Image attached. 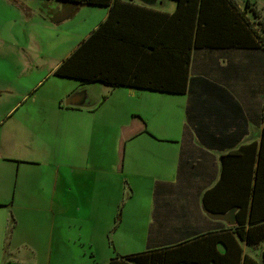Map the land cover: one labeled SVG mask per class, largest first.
<instances>
[{"label":"crops","instance_id":"crops-1","mask_svg":"<svg viewBox=\"0 0 264 264\" xmlns=\"http://www.w3.org/2000/svg\"><path fill=\"white\" fill-rule=\"evenodd\" d=\"M3 1L12 5L16 0ZM124 1L147 8L136 13L137 23L146 26L158 21L152 16V10L173 13L178 7L177 0ZM24 2L29 9L27 15L32 16L26 47L17 45L19 37L15 35L10 37L13 41L10 38L7 41L8 45L15 46L11 51L15 54V65L21 70L5 73L13 70L8 68L0 78V100L4 98L5 103H10L14 97L32 98L29 116H14L0 124V264H77L75 260L79 255L75 257L70 251L75 250L78 243L75 234H83L78 227L80 219L89 218L83 208L97 200L91 201L86 190L80 194L76 190V180L81 182L87 176L96 179L97 171L119 166L120 159L113 163L109 158L111 166L103 164L102 160L98 163L100 151H94L89 137H85L89 133L85 132L87 128L90 130V125L96 122L94 115L89 114L97 108L87 87L92 83L83 84L55 71L108 17L110 8L81 5L74 10L72 4L58 0ZM125 19L133 20V16L127 15ZM138 40L145 42L146 38L141 35ZM175 64L156 63L147 68L151 74L170 75L175 71ZM180 71L184 72L182 68ZM20 78L22 82L18 84L15 80ZM187 81L184 93L93 82L111 88L123 86L162 94L155 98L148 95L162 107L155 109L153 120L145 114L142 122L127 123L125 129L129 127L131 131L123 135V140L128 142L149 130L156 137L147 133L148 139L144 141L150 146L153 141L156 146L139 150L124 145L121 166L125 168L127 156L135 161L139 151L154 152L155 155L146 153L152 156L153 163L157 155L154 172L143 174L137 170L132 182H125L131 187L130 198L133 199L138 196L136 186L142 183L137 180L148 179L153 189L152 218L163 227L149 233L157 235L158 240L153 245L116 255L159 250L167 260L174 259V264H244L241 257L249 255L256 264H263L264 243L252 245L240 240L241 256L235 245L192 242L190 239L209 231L220 232L224 224H228L208 216L204 210V196L221 182L224 155L242 151L243 146L261 140L264 51L237 47L194 49ZM15 106L11 104L5 114ZM34 107L43 109L36 114L32 112ZM17 122L20 126L16 128ZM100 178L106 188L105 174ZM113 181L119 196L122 182L115 178ZM122 193L124 196L126 191ZM99 201L105 202V199L99 197ZM108 204L110 207L113 204L112 197ZM182 219L197 221L187 224L179 221ZM81 259L83 264H92L88 257Z\"/></svg>","mask_w":264,"mask_h":264},{"label":"trees","instance_id":"trees-1","mask_svg":"<svg viewBox=\"0 0 264 264\" xmlns=\"http://www.w3.org/2000/svg\"><path fill=\"white\" fill-rule=\"evenodd\" d=\"M58 1L72 4L74 10L81 5L110 8L108 17L55 71L83 84L101 82L113 87L127 85L184 93L194 49L237 47L264 51V19L259 20L262 8L252 0H246L244 8L238 0H177L178 7L173 13L152 10V16L158 19L153 26L137 23L136 13L147 8L133 2ZM127 15L133 16V20H126ZM141 35L145 36V42L138 40ZM156 63L162 66L176 63L175 71L170 75L151 74L147 66ZM223 167L220 184L204 196V208L227 212L236 206L237 223L224 224L220 232L209 231L190 240L232 244L239 248L242 256L240 240L252 245L264 243V130L259 142L224 155ZM241 258L244 264H256L249 255ZM173 260H167L159 250H148L116 255L110 264H174ZM262 262L264 264V250Z\"/></svg>","mask_w":264,"mask_h":264},{"label":"rangeland","instance_id":"rangeland-1","mask_svg":"<svg viewBox=\"0 0 264 264\" xmlns=\"http://www.w3.org/2000/svg\"><path fill=\"white\" fill-rule=\"evenodd\" d=\"M24 1L25 0H16L10 5L0 0V73L2 74H0V78L3 77V73L5 70H8V68H12L13 70L6 71L5 73H17L21 70L18 64L15 65V54L11 51L15 49V46H13L12 43L8 45L7 41L11 36L15 35L19 37V43H17V45L26 47L27 37L31 34L28 28L31 22L29 18L32 16L27 15L29 9L25 7L27 3ZM238 1L241 2L243 8L246 6V0ZM252 1H259V5H264V0ZM22 5H24V7H22ZM92 8L98 10L103 9L102 7ZM259 8H262L259 20H263L264 7ZM36 18L41 20L40 16H36ZM254 18L255 17H252V19ZM39 26H37L35 31H37ZM35 34L37 35V32ZM34 47H37V45L34 44ZM1 53H4V56ZM10 62H12V65ZM21 80L22 78L16 79L15 81L19 84ZM87 87L91 95L95 98V107L97 108L94 112L89 113L94 115L96 122L94 125L93 123L90 125V130L87 128L85 132L89 133L85 134V137H89L90 147L94 151H100L98 152V163L102 160L103 164L106 163V165L111 166L109 165V158L113 159V163L115 159L119 158L120 165L117 167L112 166L107 171H97L96 179L87 176L86 180L89 179L88 186L86 185V180L82 179L81 182L76 180V190L80 194L86 190V196L90 197L91 201L93 198H96L97 202L95 204L92 202L87 208H83V213L88 212L89 218L80 219L78 227L83 234H75L78 243L76 244L75 250L70 252L73 253L75 257L79 255V259L77 258L75 260L77 264H83L81 259L83 257L90 258L92 264H108L109 259L113 255L134 252L131 250L132 248L139 249L136 251H141L146 249L147 246L153 245L158 238L157 235H149V233H153L157 228L163 227V224H158L159 221L152 218L153 189L150 188L148 179L137 180L142 181V183L136 186L135 191L138 196L133 199L130 198L131 187L127 186V184H130V181L132 182L135 171H141L143 174L154 172L155 164L158 161L157 155L153 163L152 156L146 153L155 155L154 152L150 150L139 151L140 154L135 156V161H130V158L127 156L125 168L123 169L121 166L122 147L124 145H127L128 148H137L139 150L156 146L153 141H151L153 146L146 144L144 141L146 138L148 139L147 133L155 136L149 130H147V133H143L128 142L123 140V135L131 131L129 127L128 130L125 129L127 123L133 120L142 122L141 119H145V114L149 117L151 116L150 120H153L152 114L156 112L155 109H162V107L159 101L151 99L148 95L154 96L155 98L159 95L162 96V94L152 91L146 92L143 90L129 89L123 86L111 88L100 83H92L87 85ZM31 99L32 98L28 99L27 96L23 98L14 97V101L9 102L11 104H16V106L11 112H7L6 114L5 112L10 108L11 104L5 103L4 98L0 100V124L7 122L14 116H29ZM42 109L41 107H34L32 108V112L34 111L36 114H39ZM17 126H20L18 122L15 127L17 128ZM150 126L154 130L153 124H150ZM39 131H41V129H39ZM18 133H20V131H18ZM156 144L171 146L170 143L156 142ZM104 174L106 188L103 186V180L100 178V175ZM113 178L122 182V185L119 187L121 191L119 192V196ZM126 180H130L129 183L126 184ZM108 183H112L111 186H108ZM89 188L90 190H87ZM125 191L126 193L123 196L122 192ZM99 197L105 199V202L99 201ZM111 197L113 198V204L110 207L108 201ZM98 207L102 209L99 210ZM179 221H181V223L193 224L197 220L182 219ZM167 224L171 223L167 222ZM90 242H92V244H90ZM256 248L257 251L260 252V247L257 246Z\"/></svg>","mask_w":264,"mask_h":264},{"label":"water","instance_id":"water-1","mask_svg":"<svg viewBox=\"0 0 264 264\" xmlns=\"http://www.w3.org/2000/svg\"><path fill=\"white\" fill-rule=\"evenodd\" d=\"M238 207H233L227 212H212L210 210L204 209L205 212L213 219L222 220L227 222L229 225H235L237 223L236 211Z\"/></svg>","mask_w":264,"mask_h":264}]
</instances>
